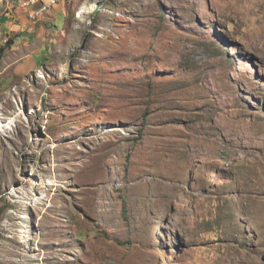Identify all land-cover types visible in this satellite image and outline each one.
<instances>
[{
	"label": "rangeland",
	"instance_id": "rangeland-1",
	"mask_svg": "<svg viewBox=\"0 0 264 264\" xmlns=\"http://www.w3.org/2000/svg\"><path fill=\"white\" fill-rule=\"evenodd\" d=\"M58 6L4 37L0 264H264V0Z\"/></svg>",
	"mask_w": 264,
	"mask_h": 264
},
{
	"label": "crops",
	"instance_id": "crops-1",
	"mask_svg": "<svg viewBox=\"0 0 264 264\" xmlns=\"http://www.w3.org/2000/svg\"><path fill=\"white\" fill-rule=\"evenodd\" d=\"M28 9L23 6L21 0H0V46L4 47V40L6 37H13L12 50L19 51L21 47L26 46L33 35L39 29H45L46 25L51 27L56 26V14L60 11L64 12L63 8L60 6L54 7L46 17L38 21H31L28 18ZM65 14V12H64ZM43 21V23L38 24V22ZM54 23V24H53ZM5 37V38H4ZM28 41V42H27ZM9 50V49H8ZM6 51V48H5ZM4 55H0V60H2ZM27 57H29L27 55ZM35 60V55L30 54V58L26 61ZM27 67V65L21 64L19 68Z\"/></svg>",
	"mask_w": 264,
	"mask_h": 264
},
{
	"label": "built area",
	"instance_id": "built-area-1",
	"mask_svg": "<svg viewBox=\"0 0 264 264\" xmlns=\"http://www.w3.org/2000/svg\"><path fill=\"white\" fill-rule=\"evenodd\" d=\"M23 6L28 10V18L31 21H38L47 16L49 11L60 4L61 0H21ZM8 39H5V43Z\"/></svg>",
	"mask_w": 264,
	"mask_h": 264
},
{
	"label": "bare ground",
	"instance_id": "bare-ground-1",
	"mask_svg": "<svg viewBox=\"0 0 264 264\" xmlns=\"http://www.w3.org/2000/svg\"><path fill=\"white\" fill-rule=\"evenodd\" d=\"M80 12H82V13H84V10L83 11H80ZM15 119H13V121H14ZM12 119H10V122L9 123H7V125H2V127H3V129L5 130V129H7L6 127H9L10 125H12ZM9 130H10V128H9ZM2 130L0 129V132H1ZM53 181V180H52ZM51 181V183L50 184H48V185H56V182H52Z\"/></svg>",
	"mask_w": 264,
	"mask_h": 264
},
{
	"label": "trees",
	"instance_id": "trees-1",
	"mask_svg": "<svg viewBox=\"0 0 264 264\" xmlns=\"http://www.w3.org/2000/svg\"><path fill=\"white\" fill-rule=\"evenodd\" d=\"M5 53V47L0 46V55L2 56Z\"/></svg>",
	"mask_w": 264,
	"mask_h": 264
}]
</instances>
